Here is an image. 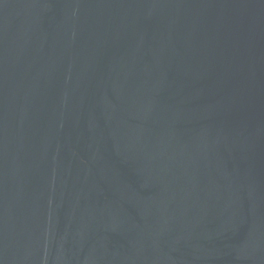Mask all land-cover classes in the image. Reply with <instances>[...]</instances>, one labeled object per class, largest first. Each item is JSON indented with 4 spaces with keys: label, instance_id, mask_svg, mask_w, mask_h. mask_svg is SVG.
Segmentation results:
<instances>
[{
    "label": "water",
    "instance_id": "obj_1",
    "mask_svg": "<svg viewBox=\"0 0 264 264\" xmlns=\"http://www.w3.org/2000/svg\"><path fill=\"white\" fill-rule=\"evenodd\" d=\"M0 264H264V0H0Z\"/></svg>",
    "mask_w": 264,
    "mask_h": 264
}]
</instances>
